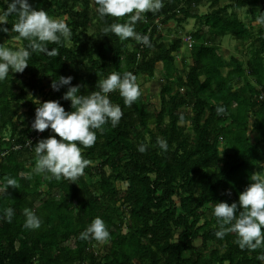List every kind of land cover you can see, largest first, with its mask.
Instances as JSON below:
<instances>
[{"label": "trees", "instance_id": "1", "mask_svg": "<svg viewBox=\"0 0 264 264\" xmlns=\"http://www.w3.org/2000/svg\"><path fill=\"white\" fill-rule=\"evenodd\" d=\"M220 1L163 0L162 9L145 12L136 23L137 32L149 35L148 47L104 33V27L126 22L128 16L101 18L95 0H29L33 8L64 19L72 37L46 44L59 50L56 57L33 52L29 66L18 72L27 82L15 91L14 72L0 82V181L14 177L19 183L8 187L7 196L0 193V216L6 207L15 210L11 223L0 219V264H264L257 258L264 247L241 249L235 232L217 238L214 215L216 203L238 201L254 175L264 177V100H258L264 95V25L257 22L264 15V0H225L229 3L219 6ZM205 5L210 11L200 15L199 7ZM243 9L249 16L246 24L236 14ZM16 19V14L10 16L8 33L0 32V43L10 48L6 42L28 43L12 30ZM188 20L199 26L191 35L196 41L189 50L192 64L172 84L182 40L165 43L159 25ZM201 27L207 28L206 38ZM225 36L250 42L246 60L223 61L219 46L210 41ZM156 63H162L165 77L158 109L142 94L127 106L118 90L109 93L124 115L116 127L109 121L103 131L94 130L97 140L91 147L81 146L89 160L84 174L72 181L33 172L36 143L57 135L51 129L38 135L31 128L39 106L35 95L42 96L40 103L60 100L66 111H74L71 101L62 99L67 86L51 88L55 78L73 76L72 85L80 84L81 94L88 95L113 71L151 75ZM44 81L50 96L43 94ZM29 91L32 98L23 104ZM217 106L226 112L218 114ZM186 123L192 135L180 125ZM249 128L259 141L251 142ZM158 138L168 142L167 151ZM141 144L147 145L143 153ZM86 179L97 180L90 184ZM115 183L126 187L118 190ZM24 208L41 217L39 229L24 227ZM97 216L110 233L100 254L94 250L98 240L80 238ZM198 239L200 246H193ZM70 240L71 248L63 246Z\"/></svg>", "mask_w": 264, "mask_h": 264}, {"label": "clouds", "instance_id": "2", "mask_svg": "<svg viewBox=\"0 0 264 264\" xmlns=\"http://www.w3.org/2000/svg\"><path fill=\"white\" fill-rule=\"evenodd\" d=\"M97 12L101 18L112 16L122 18L128 16L126 22H114L103 28L104 33H114L120 40L133 38L142 44L151 47L148 34L136 31V23L143 20L144 13L157 12L164 7L163 0H95ZM0 4H6V9L0 7V32L8 33L5 26L9 23V17L16 14V22L12 30L18 33L20 38L28 41L24 47L13 49L0 43V82L8 79L12 72L23 73L29 66L33 52H40L47 56L59 55L57 48L49 50L46 44H61L72 37L70 26L62 18L51 16L42 8H33L29 0H0ZM131 14V15H128ZM264 25V15L257 20ZM73 76H59L51 82L54 91H60L67 86L62 99L70 100L74 111H66L60 100H50L38 103L35 110V118L31 123L33 130L44 132L51 129L55 134L40 139L34 148L36 157V171L50 173L46 178L70 179L75 181L84 174L89 160L83 155V148L91 147L97 140L94 130L103 131V126L111 122L116 127L124 113L121 106L113 103L109 93L119 91L124 99V104L131 106L142 94L137 76L126 71L121 74L113 71L106 78L100 80L99 90L83 95L80 92L81 85H72ZM217 113L226 112L224 106H217ZM79 142V143H77ZM159 147L167 151L168 142L158 138ZM31 145V142L29 141ZM83 146V148L81 147ZM138 150L143 153L147 145H139ZM9 186L18 188V180L14 177H5L0 181V193L6 195ZM7 196V195H6ZM24 227L27 229H39L42 219L30 208H24ZM15 215L12 207L3 209L0 219L11 223ZM214 215L218 219L219 228L215 232L217 238H223L231 232L238 235V244L241 249L264 247V177L254 175L243 192L239 194L238 201L228 203L221 201L214 207ZM110 237L105 221L97 216L91 224L80 234L81 239H96L106 241ZM264 261V254L257 257Z\"/></svg>", "mask_w": 264, "mask_h": 264}, {"label": "rangeland", "instance_id": "3", "mask_svg": "<svg viewBox=\"0 0 264 264\" xmlns=\"http://www.w3.org/2000/svg\"><path fill=\"white\" fill-rule=\"evenodd\" d=\"M228 3H229L228 1L222 0V1H220L219 6H223V5H226ZM209 8H210L209 5L208 6H206V5L201 6L199 8V12L203 14L206 11H208ZM236 14H237L238 18L243 23L246 24L249 21V16H248L247 10H244V9L243 10H236ZM172 22H174V21H172ZM252 25L254 28H257L258 23L254 22V24H252ZM181 26H182V24H180V27H179V24L173 25L172 23H170L169 27L172 28V31L167 33V34H164L163 41L165 43L171 42V40L173 39L171 36H174L175 31L178 30V33L176 32V34L178 36H180V38L183 40L189 39L190 42H187V43H190L189 46L193 45L194 42H192L190 37H191L192 33L199 28L197 21H194V20L188 21V23H185L182 26L183 29H181ZM159 30L162 33V25H159ZM216 43H219L218 46L220 47V49L218 52L222 56V59L224 62H228L231 56L237 57L241 60H246V56H247L249 49L251 47L250 42H237L228 36H225L219 40L217 38ZM6 44L12 46L13 48H19L20 47V45L17 41L6 42ZM189 49H188V47H187V49L185 48L184 50L181 49L179 54L176 56L177 58H176L174 66L177 70L175 72V75H173L174 78L171 81L172 84H175L176 78L178 76L185 77L187 69L192 64L191 59H190V55H189ZM222 73L225 74L226 70H223ZM12 80H14L13 81V88L14 89H11V91L13 92V91H15L16 88L19 87L21 82H27V77L20 75L18 72H14V76L12 77ZM164 80H165V77H164V69H163L162 63H156L155 64V70L151 75H139L137 77V83L140 85V88L142 91V97L148 104H150V106L152 108H155V109L159 108V105H160L159 92H160L161 86L164 84ZM251 84L254 86L253 82H251ZM42 85L44 86L43 94H47L48 96L52 95L53 92L50 91V88H49L47 82L44 81L42 83ZM39 94H40V92H39ZM26 96H27V100H25L23 102V104L29 103V99L32 98V93L29 91L26 94ZM33 99L36 102L37 101L41 102L42 96L35 95L33 97ZM25 111H26V109H22L21 113L25 112ZM180 125L184 126L186 134L192 135V131H191V128L189 127L188 123L180 124ZM6 135L8 136L9 133L6 132ZM247 135H248V137L252 143H255L256 141L260 140L259 135L255 132H252L251 128H249ZM260 147L264 149V145H261ZM224 151H225V148L222 147V145H221L220 153L222 154ZM105 171L107 174L109 173V170L105 169ZM33 172L35 174H40L35 169L33 170ZM96 180L97 179H86V181H88V183H90V184H94L96 182ZM115 186L118 190H123L126 187L124 184H121V183H115ZM105 243H106L105 241H97L96 242V244L94 246V250L97 254H100V252L102 251V247L105 245ZM63 246L71 248L73 246L72 240L68 241ZM193 246L199 247L200 246V240L199 239L196 240L193 243Z\"/></svg>", "mask_w": 264, "mask_h": 264}, {"label": "crops", "instance_id": "4", "mask_svg": "<svg viewBox=\"0 0 264 264\" xmlns=\"http://www.w3.org/2000/svg\"><path fill=\"white\" fill-rule=\"evenodd\" d=\"M206 6H208V5H206ZM200 8V7H199ZM208 11H210V9L208 10ZM208 11H206L205 13H200V15H204V14H206V13H208ZM188 21H190V20H188ZM188 21H186V22H184V23H182V26L185 24V23H188ZM170 23H172L173 25L174 24H178L177 22H172V21H170V22H168L167 24H162V35L164 36V34H167V33H169V32H171L172 31V28H170L169 27V24ZM181 26V29H183V27ZM179 27H180V25H179ZM201 35L204 37V38H206V34H207V28L206 27H201ZM196 31V30H195ZM194 31V32H195ZM176 32L178 33V30L177 31H175V34H174V36H171L173 39H175V38H180V36H178L177 34H176ZM188 38V37H187ZM181 39V38H180ZM190 39L192 40V42H194V43H196V41H194V38H192V36L190 37ZM182 40V44H181V49L182 50H184L185 48L187 49V47H188V49L189 48H191V46H193L194 45V43H193V45H191V46H189L190 45V43H187L186 42V40H183V39H181ZM219 40V39H218ZM216 41H217V39L216 40H211L210 42L211 43H215L216 45H218L219 43H216ZM180 49V50H181ZM219 49H220V47H219ZM190 50V49H189ZM231 57H233V56H231ZM177 58V57H176ZM226 71H227V69H226ZM226 74V73H225ZM225 74H222L223 76H225Z\"/></svg>", "mask_w": 264, "mask_h": 264}, {"label": "built area", "instance_id": "5", "mask_svg": "<svg viewBox=\"0 0 264 264\" xmlns=\"http://www.w3.org/2000/svg\"><path fill=\"white\" fill-rule=\"evenodd\" d=\"M186 42H190V40H189V39H186ZM258 100H260V101H261V100H264V95H263V94L260 95L259 98H258ZM36 132H37L38 135H40V133H41V132H39V131H36Z\"/></svg>", "mask_w": 264, "mask_h": 264}]
</instances>
